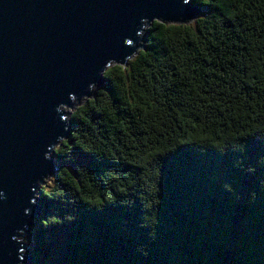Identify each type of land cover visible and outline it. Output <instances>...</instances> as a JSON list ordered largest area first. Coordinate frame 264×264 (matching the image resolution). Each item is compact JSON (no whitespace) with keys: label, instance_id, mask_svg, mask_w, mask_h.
I'll return each mask as SVG.
<instances>
[{"label":"trees","instance_id":"1","mask_svg":"<svg viewBox=\"0 0 264 264\" xmlns=\"http://www.w3.org/2000/svg\"><path fill=\"white\" fill-rule=\"evenodd\" d=\"M192 3L67 114L29 264H264V0Z\"/></svg>","mask_w":264,"mask_h":264},{"label":"water","instance_id":"2","mask_svg":"<svg viewBox=\"0 0 264 264\" xmlns=\"http://www.w3.org/2000/svg\"><path fill=\"white\" fill-rule=\"evenodd\" d=\"M192 0H0V264H29L20 241L69 136L66 108L126 66L146 25L192 22Z\"/></svg>","mask_w":264,"mask_h":264},{"label":"rangeland","instance_id":"3","mask_svg":"<svg viewBox=\"0 0 264 264\" xmlns=\"http://www.w3.org/2000/svg\"><path fill=\"white\" fill-rule=\"evenodd\" d=\"M134 58V56L131 58V59H133ZM130 59V60H131ZM129 60V61H130ZM96 88H98V87H96ZM94 94V93H93ZM86 99H83V100H81L80 102H77V103H75V105H74V107H72V108H66V109H64V112L65 113H67L69 116H71V114L73 113V112H75L76 110H77V108L78 107H80L81 105H83V104H85L86 103ZM52 177H53V175L50 177V178H48V179H46L45 181H44V184L43 185H47L48 183H50L51 182V180H52ZM38 196V195H37ZM39 209H36V212L38 211ZM34 221V219L31 221V224H35V222H33ZM26 241H27V245L29 244V245H32V242H31V238L30 237H27V239H26ZM30 250V249H29ZM26 257H28V256H26ZM28 258H30V257H28ZM30 263V262H29Z\"/></svg>","mask_w":264,"mask_h":264},{"label":"clouds","instance_id":"4","mask_svg":"<svg viewBox=\"0 0 264 264\" xmlns=\"http://www.w3.org/2000/svg\"><path fill=\"white\" fill-rule=\"evenodd\" d=\"M25 245H26V244H25ZM26 250H27V245H26ZM26 250H25V251H26ZM23 252H24V251H23Z\"/></svg>","mask_w":264,"mask_h":264}]
</instances>
